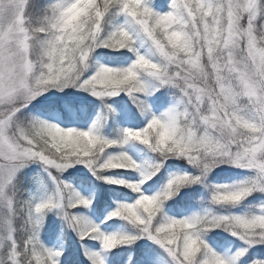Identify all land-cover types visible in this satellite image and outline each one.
<instances>
[{
    "label": "snow or ice",
    "instance_id": "snow-or-ice-1",
    "mask_svg": "<svg viewBox=\"0 0 264 264\" xmlns=\"http://www.w3.org/2000/svg\"><path fill=\"white\" fill-rule=\"evenodd\" d=\"M0 264H264V0H0Z\"/></svg>",
    "mask_w": 264,
    "mask_h": 264
}]
</instances>
